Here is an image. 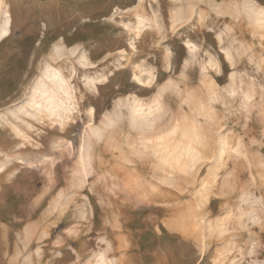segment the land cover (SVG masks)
<instances>
[{
    "label": "rangeland",
    "instance_id": "1",
    "mask_svg": "<svg viewBox=\"0 0 264 264\" xmlns=\"http://www.w3.org/2000/svg\"><path fill=\"white\" fill-rule=\"evenodd\" d=\"M0 2V264H264V0Z\"/></svg>",
    "mask_w": 264,
    "mask_h": 264
},
{
    "label": "bare ground",
    "instance_id": "2",
    "mask_svg": "<svg viewBox=\"0 0 264 264\" xmlns=\"http://www.w3.org/2000/svg\"><path fill=\"white\" fill-rule=\"evenodd\" d=\"M1 3V2H0ZM2 11V6L0 4V12ZM1 20V25H0V41L2 39H4L8 34H9V27H10V17H9V14L5 12V14L3 13V16L0 17ZM141 21V20H140ZM141 23V22H140ZM58 73V72H57ZM55 75V73H54ZM53 75V76H54ZM49 80H52L51 78ZM141 82H144L143 80L139 79ZM64 83V82H63ZM66 84V83H64ZM46 82L42 83L41 84V90H40V94L43 96V102L41 105L42 107L44 108H47L49 109V112L50 115L51 114H55L56 113V108H60L63 110V112H67L68 111V108L66 107V102L68 99H70V95L66 94V98H65V101L62 102L60 100V96L58 97L57 96V90L56 89H48V87L46 86ZM50 87V86H49ZM60 87V86H59ZM67 87V86H66ZM57 88V87H56ZM63 91H64V88H61ZM60 90V91H62ZM39 91V90H38ZM58 98L60 100V103L62 104H58ZM52 105H54V108H52ZM52 108V109H51ZM42 110V109H41ZM60 114V113H59ZM66 114V113H65ZM62 115V114H61ZM63 116V115H62ZM64 117H66V115H64Z\"/></svg>",
    "mask_w": 264,
    "mask_h": 264
}]
</instances>
